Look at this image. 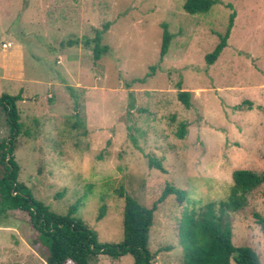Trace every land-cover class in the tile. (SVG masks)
I'll use <instances>...</instances> for the list:
<instances>
[{
  "label": "rangeland",
  "instance_id": "374dc122",
  "mask_svg": "<svg viewBox=\"0 0 264 264\" xmlns=\"http://www.w3.org/2000/svg\"><path fill=\"white\" fill-rule=\"evenodd\" d=\"M183 1L0 0V95H22L18 180L57 214L79 201L74 215L99 242L114 243L123 239L119 189L147 207L166 184L183 189L182 201L170 194L154 211L151 264H181L179 224L226 199L233 170L264 171V0H216L196 14L184 12ZM232 11L227 45L206 64ZM163 24L173 37L160 60ZM98 31L106 48L94 59ZM177 82L190 92L189 108L177 99ZM7 135L0 113V139ZM146 154L164 171L149 167ZM263 191L264 183L221 216L232 243L253 249L261 264L264 235L253 213L264 214ZM27 220L19 211L0 214V264H44L46 247L31 245ZM89 264L133 258L99 254Z\"/></svg>",
  "mask_w": 264,
  "mask_h": 264
},
{
  "label": "trees",
  "instance_id": "16d2710c",
  "mask_svg": "<svg viewBox=\"0 0 264 264\" xmlns=\"http://www.w3.org/2000/svg\"><path fill=\"white\" fill-rule=\"evenodd\" d=\"M216 0H184L182 9L188 14L207 12ZM235 12L232 11L224 33L218 34V42L212 51L205 54L206 64L213 63L227 45ZM106 28V25L104 26ZM159 59L166 54L173 34L167 25H162ZM102 32L94 37L93 55L98 59L103 49L100 46ZM153 69V68H152ZM177 99L190 107V92L181 89L177 82ZM22 99L21 92L15 95H0V113L3 116L8 135L0 139V214L19 211L27 215L32 231L36 234L30 243L36 246L40 241L46 247L42 257L44 264H89L91 258L104 254L116 260L125 254L133 258V264H151L152 257L147 247L149 229L158 203L173 194L178 201L185 198V191L166 184L161 195L150 207L140 204L136 199L118 190L124 200L122 226L123 239L120 242H99L95 231L83 219L74 215L80 203L72 204L66 214L51 211L42 202L33 198L25 185L18 180L19 166L14 159V141L21 132L17 101ZM186 134V122H180L176 136ZM147 165L160 171L164 167L160 160L146 154ZM232 185L226 199L206 202L199 215L186 213L178 226V242L182 248L181 264H261L256 253L247 246H235L231 241V228L221 216L229 211H237L246 204V194L264 183V171L237 168L232 171ZM264 196V191L262 192ZM105 206L102 204L96 219L103 217ZM255 222L264 235V214L253 213Z\"/></svg>",
  "mask_w": 264,
  "mask_h": 264
},
{
  "label": "built area",
  "instance_id": "2783aa9c",
  "mask_svg": "<svg viewBox=\"0 0 264 264\" xmlns=\"http://www.w3.org/2000/svg\"><path fill=\"white\" fill-rule=\"evenodd\" d=\"M1 45H2L3 48H6V47L10 46L11 43L10 42H7V43H2Z\"/></svg>",
  "mask_w": 264,
  "mask_h": 264
},
{
  "label": "crops",
  "instance_id": "0c3cea01",
  "mask_svg": "<svg viewBox=\"0 0 264 264\" xmlns=\"http://www.w3.org/2000/svg\"><path fill=\"white\" fill-rule=\"evenodd\" d=\"M9 42V41H8ZM3 43H7V42H3ZM12 44V43H11Z\"/></svg>",
  "mask_w": 264,
  "mask_h": 264
}]
</instances>
